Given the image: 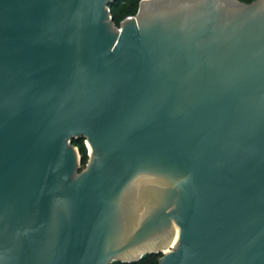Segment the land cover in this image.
Returning a JSON list of instances; mask_svg holds the SVG:
<instances>
[{"label":"water","instance_id":"water-1","mask_svg":"<svg viewBox=\"0 0 264 264\" xmlns=\"http://www.w3.org/2000/svg\"><path fill=\"white\" fill-rule=\"evenodd\" d=\"M113 1L0 0V264H264V0Z\"/></svg>","mask_w":264,"mask_h":264},{"label":"trees","instance_id":"trees-1","mask_svg":"<svg viewBox=\"0 0 264 264\" xmlns=\"http://www.w3.org/2000/svg\"><path fill=\"white\" fill-rule=\"evenodd\" d=\"M241 1V0H240ZM253 0H246L245 2H251ZM134 1L132 0H114L112 3L109 4V8H110V13L112 15L113 21L116 23V21H118V19L120 17L125 18L129 15H131L136 8V4L133 3ZM85 156V155H84ZM84 159H86L84 157ZM157 254H151V255H147L144 258H142L141 260H146L150 257H153ZM141 260L137 261V262H133V263H124V262H120L122 264H135L140 262Z\"/></svg>","mask_w":264,"mask_h":264},{"label":"flooded vegetation","instance_id":"flooded-vegetation-1","mask_svg":"<svg viewBox=\"0 0 264 264\" xmlns=\"http://www.w3.org/2000/svg\"><path fill=\"white\" fill-rule=\"evenodd\" d=\"M88 140L86 136H80L78 138H72L70 145L77 149V153L79 156V169L78 172H81L86 169L87 163L91 157V151L88 148ZM85 155V156H84ZM84 157L86 158V163H83Z\"/></svg>","mask_w":264,"mask_h":264},{"label":"rangeland","instance_id":"rangeland-1","mask_svg":"<svg viewBox=\"0 0 264 264\" xmlns=\"http://www.w3.org/2000/svg\"><path fill=\"white\" fill-rule=\"evenodd\" d=\"M125 1H126V0H125ZM132 1H134L133 3L136 4V8H135V11H134L131 15H129V16H135V15H136V13H137V11H138V8H139V4H140V2H141L142 0H132ZM241 1H242V2H245L246 0H241ZM247 3H249V2H247ZM127 17H128V16H127ZM125 18H126V17H125ZM125 18L120 17V18L118 19V21H116V23L114 22L117 28L120 27V23H121ZM86 161H87V160L84 159V160H83V163H86ZM174 228H177V226L174 225ZM173 234H174V233H173ZM160 259H161V255L159 254V255H155V256H153V257H150V258H148V259H146V260H141L140 262L135 263V264H159ZM112 264H122V263H119V261H115V262H113Z\"/></svg>","mask_w":264,"mask_h":264},{"label":"bare ground","instance_id":"bare-ground-1","mask_svg":"<svg viewBox=\"0 0 264 264\" xmlns=\"http://www.w3.org/2000/svg\"><path fill=\"white\" fill-rule=\"evenodd\" d=\"M88 148H89V151L92 150L90 144H88ZM174 229L175 230H174V234H173V244H171L170 247L164 249V252H166V253L169 252L172 248H175L176 245L178 244V233H179L180 229L178 226H177V228H174Z\"/></svg>","mask_w":264,"mask_h":264}]
</instances>
